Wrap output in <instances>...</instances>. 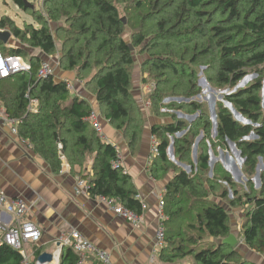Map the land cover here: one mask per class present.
Listing matches in <instances>:
<instances>
[{"label":"trees","instance_id":"obj_1","mask_svg":"<svg viewBox=\"0 0 264 264\" xmlns=\"http://www.w3.org/2000/svg\"><path fill=\"white\" fill-rule=\"evenodd\" d=\"M12 1L23 11H29L25 0ZM123 1L47 0V16L39 14L40 28L28 25L22 30L9 18H3L0 30L10 32L12 38L28 43L41 55L52 56L56 52V40L50 22L67 24L63 32L66 35L62 47L64 69L77 70L78 75L95 70L86 88L96 97L101 116L122 133L132 155L139 151L145 129V114L132 94L136 50L149 54L143 64V73H149L150 78L158 81L151 96L154 104L164 93L162 87L173 84L169 76L180 81L172 85V89L192 96L193 74L189 68L199 62L216 61L211 70L214 76L210 79L217 85L232 88L244 79L247 70L260 72L264 67V0H127L130 1L126 5L130 16L126 21L118 8ZM220 16L229 30L216 27ZM129 31L135 51L131 50L126 38ZM213 35L219 38L216 46L209 45ZM207 41L209 43L201 47ZM0 49L7 55L28 57L24 49L2 41ZM28 58L31 73L0 81V106L19 121L18 138L48 164L54 176H59L68 164L72 176L88 182L91 198L113 199L143 214L142 201L132 177L124 167L113 166L118 146L103 141L88 121L94 111L91 104L72 94L67 80L58 81L54 76L41 79L38 71L42 58L39 55ZM7 81L14 85L1 88ZM261 89V85L253 84L230 98L235 108L259 127L238 123L224 107L217 111L218 139L237 144L245 157L249 176L255 175L259 158H264ZM28 95L38 101L35 111L28 109ZM192 106L199 110L195 104ZM185 127V123L156 122L151 128L152 137L158 142V154L149 168L150 175L161 181L174 168L173 177L164 190L166 246L160 252L161 260L167 264H183L186 260L188 264H251L236 248L223 241L232 234L229 209H244L245 222L241 228L244 243L251 250L264 254V188L260 193L253 187L241 193L222 167L217 169L213 179L202 183L200 178L210 170L209 156L204 152L198 155L197 174L194 171L187 174L173 167L168 159V137ZM201 127L210 133L211 124L202 116L188 134L176 140V156L183 163L191 162L195 132ZM253 132L257 139L245 140ZM90 158L93 159L92 173L86 171ZM220 180L233 191V200L228 199V188L221 186ZM219 190L222 192L217 195ZM211 192L228 205L213 200ZM208 239L218 242L211 245ZM33 246L38 259L45 248ZM77 260L71 248L63 251L61 264H77ZM22 262L20 251L0 241V264Z\"/></svg>","mask_w":264,"mask_h":264},{"label":"crops","instance_id":"obj_2","mask_svg":"<svg viewBox=\"0 0 264 264\" xmlns=\"http://www.w3.org/2000/svg\"><path fill=\"white\" fill-rule=\"evenodd\" d=\"M9 43V46L15 47ZM68 81L75 87L71 93L87 100L93 110L98 112L96 97L87 92L84 86H80L82 81ZM146 114L142 141L135 155L130 153L122 133L101 116L106 141L118 146L123 153L125 171L132 177L141 201L148 206L139 227L117 217L96 198L76 195L77 177L71 175L68 164L64 165L59 176H54L45 161L12 135L8 126L0 124V194L12 199L22 198L32 205L30 218L43 231L42 240L37 245L45 248L44 253H56L58 236L62 232L76 229L98 248L109 252L114 264H167L161 260L160 253L155 254L154 251L158 228V196L164 192L171 175L157 181L147 170L146 163L152 149L151 128L156 118L148 112ZM92 165L93 159L90 158L86 166L88 173H92ZM0 211L5 210L0 206ZM8 218L12 219L10 216ZM239 218L231 234L238 240L236 250L245 261L264 264V254L251 250L240 236L245 222L244 213ZM28 246L33 245L29 244L26 248ZM28 254L37 262L34 251ZM52 264H57V261Z\"/></svg>","mask_w":264,"mask_h":264},{"label":"rangeland","instance_id":"obj_3","mask_svg":"<svg viewBox=\"0 0 264 264\" xmlns=\"http://www.w3.org/2000/svg\"><path fill=\"white\" fill-rule=\"evenodd\" d=\"M27 1L34 6V9H29L28 12H25L20 9L12 0H0V20H2L3 18H9L10 20H12V22H14L15 26L21 28L22 30H25L28 25L40 28L38 21L39 14L44 13V17L47 16L46 12L48 10L45 8V3L47 0ZM129 2L130 1L124 0L122 2L123 4H118L120 14L122 18L125 19V21L126 18L130 16L126 9V5L129 4ZM222 19V16L218 17L215 23L216 27L222 28L224 30H229V25L226 22L221 21ZM67 26L68 25L64 24V22H50V28L56 40V52L52 56H43L41 55L39 50L31 48L28 43L15 38H13L9 44L13 43L15 47L24 49L26 51L25 54L28 57H30L31 55H39L41 57H46L47 59L53 58V62L51 61V63L55 69V78L58 81L62 80V78L65 81L71 79H79L82 81V84H80V86H84L87 92H90L86 88V85L88 83V80L92 78L95 70L82 75H78L77 70L66 71L64 69L65 63L63 59L62 47L66 35L63 32L65 31ZM127 34L126 38L130 42V46L133 48V51H135V48L131 44L132 40L129 39L130 31ZM218 41L219 38L213 35L212 41L210 43L209 41H207L203 45L201 44V47L207 45L208 43L209 45L216 46ZM28 57H26L25 59H29ZM148 57L149 54H140L139 50H136V62L134 67L132 68V94L143 113L147 115L146 113L148 112L151 116L153 115V117L156 118V122L158 124H168L172 122L179 123L180 125L184 123L186 124V127L183 131L177 133L174 136L168 137L170 142V146L168 149V159L172 166H176L178 169L186 171L187 174H191L192 171L197 174L199 171L198 155L200 152H204L209 156L210 170L207 172L205 177L200 178V181L202 183H204L207 179H213L215 173H217V169L223 168L232 178L236 187L241 191V193L248 192L250 190V187H253L256 193H260V191L264 188V158H259L255 175L249 176L245 167V157L237 144L233 143L230 140L220 141L218 139V121L217 118L215 119L214 113H216L217 115L218 109L220 107H224L230 112L234 120L238 123L243 125H251L255 128L259 127L260 125L253 123L248 118H245L231 103L230 98L240 90L247 89L253 84L261 85V99L264 117V67L261 68L260 72L247 70L244 79L232 88L230 86L224 87L217 85L210 79L214 76V71L211 70L214 69V62L216 61L210 59L205 62H199L198 65L194 66L195 68H189V71H191L193 74L191 82L194 84L192 91L194 94L192 96H187L188 94H184L183 90L172 89V85L179 84L180 81L169 76L168 80H173V84L169 87H162L161 90L164 93H162L161 97H157L158 103L154 104L151 101V96L158 86V81L155 78H150L149 73H143L145 71V69H143V64L147 61ZM12 84L14 85L12 81L3 82L1 88H4L5 86H11ZM90 90L93 91V88L91 87ZM193 104H195L199 108V110L193 107ZM148 105L149 108H147ZM98 112L100 114L101 110L99 109ZM201 116L205 121L208 120L210 122V133H207L202 127L196 130L195 134L197 136L194 145L192 146L189 160L191 162L183 163V161H181V159H178V157L176 156L175 142L176 140L183 138L186 134H188V132L192 130V125L196 123ZM256 139L257 135L253 132L245 140L253 141ZM173 173L174 168L169 175L173 177ZM74 177H77V180H79L78 176ZM219 184L224 188H228V199L233 200L234 193L229 188L227 183L223 180H220ZM223 187L221 188L224 189ZM221 192L222 190H219L217 192V195H220ZM214 194V192H211V198L213 200L226 205L227 201L221 200L218 196H215L216 194ZM229 213L230 225L232 228H235L234 225L239 221L240 214L244 213L245 215L246 212L244 211V209L240 211L238 208H236L229 209ZM190 234L193 233L190 232ZM241 235L242 234H240V236ZM207 242L216 243L218 241H212L208 239ZM211 245H213V243ZM26 247L27 245L24 247V250L27 251V254L30 251L36 250L35 246H28V248ZM186 263L187 260L183 262V264Z\"/></svg>","mask_w":264,"mask_h":264},{"label":"built area","instance_id":"obj_4","mask_svg":"<svg viewBox=\"0 0 264 264\" xmlns=\"http://www.w3.org/2000/svg\"><path fill=\"white\" fill-rule=\"evenodd\" d=\"M1 31L6 32V30ZM46 57H41L42 61L40 69L38 71V76L41 79L48 78L50 76L55 77V69L51 63V61L53 62V58L47 59ZM31 72L32 66L29 59H25L24 57L18 55L4 54L0 49V81L12 78L19 74H29ZM67 82L68 89L71 92H74V84L68 80ZM27 98L29 100L28 109L30 111H35L38 105V101L31 98L29 95L27 96ZM147 108H149V105L147 106ZM88 121L97 131L100 138L103 141H106L107 138L102 127L101 115L98 112L93 111L88 117ZM0 124L8 126L11 134L18 137L19 121L15 118H12L3 106H0ZM157 147L158 142L154 137H152V149L146 163L148 171L152 166L155 155L158 154ZM123 160V153L121 152V150H119L117 159L113 161V166L115 168L121 166L124 167ZM88 186L89 185L86 180H77L75 186L76 195L89 196ZM138 198L140 199L139 195ZM96 199L107 205L108 208L117 217L129 221L136 227H139L142 224L143 214H139L133 210L127 209L122 204L117 203L113 199H109L103 196L96 197ZM158 200V228L154 251L155 254L160 253L166 246L165 221L167 220V216L164 211V192L158 196ZM0 206L5 210L4 212L0 211V241L21 252L23 256L22 264H33L34 259L31 258L29 254H27V251L24 250V247L29 244H39L42 240L43 231L41 227L30 218L33 209L32 205L22 198L12 199L8 198L5 194L2 193L0 194ZM142 208L145 211L148 209V206L144 202H142ZM8 216L12 217V219H9ZM56 245L57 251L54 254L57 264L60 263L63 251L66 248H71L75 252L78 257L77 264H114L109 252L98 248L76 229L62 232L57 238ZM36 264H38V262H36Z\"/></svg>","mask_w":264,"mask_h":264},{"label":"water","instance_id":"obj_5","mask_svg":"<svg viewBox=\"0 0 264 264\" xmlns=\"http://www.w3.org/2000/svg\"><path fill=\"white\" fill-rule=\"evenodd\" d=\"M25 6L29 9H34V6L25 0ZM12 39V34L10 32H2L0 30V41H2L5 44H8ZM131 50L133 48L130 46ZM215 114V119L217 118L216 113ZM224 244L229 245L232 248H236L238 245V240L234 235H230L227 239L223 241ZM55 261V254L52 253H43L38 259L37 262L38 264H52Z\"/></svg>","mask_w":264,"mask_h":264}]
</instances>
